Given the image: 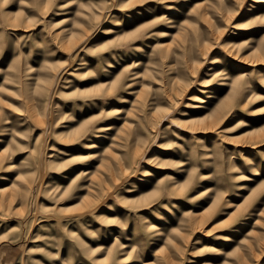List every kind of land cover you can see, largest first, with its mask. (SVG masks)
<instances>
[{
	"label": "rangeland",
	"instance_id": "1",
	"mask_svg": "<svg viewBox=\"0 0 264 264\" xmlns=\"http://www.w3.org/2000/svg\"><path fill=\"white\" fill-rule=\"evenodd\" d=\"M146 262L264 264V1L0 0V264Z\"/></svg>",
	"mask_w": 264,
	"mask_h": 264
},
{
	"label": "bare ground",
	"instance_id": "2",
	"mask_svg": "<svg viewBox=\"0 0 264 264\" xmlns=\"http://www.w3.org/2000/svg\"><path fill=\"white\" fill-rule=\"evenodd\" d=\"M255 1H257V2H263L264 0H255ZM243 23V22H242ZM240 26H241V23H240ZM239 26V27H240ZM237 27H238V25H237ZM166 54H169V53H166ZM222 83H224V82H222ZM168 178L169 177V175H166V176H163L161 179H163V178ZM149 263H151V262H146L145 264H149ZM205 264H208V262H205Z\"/></svg>",
	"mask_w": 264,
	"mask_h": 264
}]
</instances>
